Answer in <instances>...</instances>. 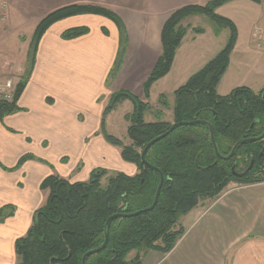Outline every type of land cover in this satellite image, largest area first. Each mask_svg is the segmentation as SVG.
I'll use <instances>...</instances> for the list:
<instances>
[{"label":"crops","instance_id":"1","mask_svg":"<svg viewBox=\"0 0 264 264\" xmlns=\"http://www.w3.org/2000/svg\"><path fill=\"white\" fill-rule=\"evenodd\" d=\"M205 1L0 0V9L6 14L0 21V53L6 51L16 79L24 71L35 26L50 11L74 3L100 4L110 8L121 22L119 28L101 15H72L53 22L39 39L29 78L17 100L19 109L0 121V208L10 206L5 211H12L0 221V264H17L14 241L25 234L35 209L44 203L47 190L39 185L48 174L56 173L70 181L86 180L91 170L102 168L98 159L103 156L107 157L103 161L105 169L114 166L115 171L130 175L137 171L134 163L123 160L117 149L104 140L100 132L103 108L109 95L118 89L145 100L142 83L160 53L165 19L178 7ZM221 7L227 8L223 16L235 23L237 39L216 90L226 75L230 77V69L233 76L238 69L243 71L249 49L258 50L264 43V37L254 35L255 30L264 33V0H230L216 9ZM77 26H86L88 31L72 39L61 37L65 29ZM203 28L202 33L187 30L169 72L151 85L148 102L155 85L167 84L161 82L164 79L184 83L224 45L226 39L197 65L198 53L191 54L190 42L201 43L198 51L204 55L223 33L222 29L215 34L211 25ZM22 30L32 32L29 39ZM15 31L21 32L16 38L12 35ZM11 37L20 43L19 47L11 44ZM121 44V64L109 79ZM3 45L11 47L10 53ZM0 55L5 57L3 52ZM242 81L238 78L235 83L229 82V91ZM241 85L249 86L243 82ZM178 86L171 90L174 92ZM162 94L158 92V100ZM167 102L165 109L162 104L155 107L149 103L146 112L154 111L153 120L172 121L174 100ZM164 110L169 113L167 119L160 117ZM26 153L33 158L16 167ZM115 157L118 161L111 165L109 160ZM181 221L184 232L170 251L132 250L127 254L130 264H264V181L230 182L218 197L201 201L183 214Z\"/></svg>","mask_w":264,"mask_h":264},{"label":"trees","instance_id":"2","mask_svg":"<svg viewBox=\"0 0 264 264\" xmlns=\"http://www.w3.org/2000/svg\"><path fill=\"white\" fill-rule=\"evenodd\" d=\"M228 1L185 4L168 15L160 31V53L142 83L145 100L128 90L118 89L109 95L101 114L100 132L104 140L119 146L122 159L134 163L137 171L131 175L115 171L104 183L101 182L107 173L104 168L91 170L86 180L70 181L56 173L44 177L39 187L47 190L46 199L35 209L25 234L14 241L17 264H81L85 252L102 244L105 231H108L105 247L89 255L85 264H130L132 260L127 259V254L132 250L156 249L166 253L182 236L184 228L178 220L191 208L201 201L214 200L228 181L239 184L264 181V138L239 145L234 154L224 160L214 152L205 123L211 124L221 155H226L237 140L257 136L264 130V86L258 92L247 85L235 86L225 94L216 90L237 39L235 23L215 11ZM85 13L104 16L121 28L118 16L100 4H68L44 15L33 31L26 65L15 82L11 99L0 101V121L19 109L17 100L29 78L35 49L45 30L57 20ZM191 15H203L215 34L226 29V41L174 90L172 121H146L144 114L151 107L146 100L151 85L169 72L187 30L204 31L203 26L183 24V20ZM87 31L86 26L71 27L65 29L61 37L72 39ZM123 50L121 44L113 62L114 70L121 64ZM162 97L159 100L167 107L168 102ZM124 100L132 102L131 111L124 114L129 144L108 133L105 123L106 115ZM192 120L198 122L175 127L146 150L145 161L157 167L163 176L153 208L132 216H117L111 219L107 228L105 221L109 216L134 212L152 203L160 175L141 161L140 153L146 142L167 130L172 122ZM30 158H33L31 154H23L16 167ZM251 158L252 167L244 176L232 175L233 164L236 170L243 171ZM9 207L0 208V221L12 212L5 211Z\"/></svg>","mask_w":264,"mask_h":264},{"label":"rangeland","instance_id":"3","mask_svg":"<svg viewBox=\"0 0 264 264\" xmlns=\"http://www.w3.org/2000/svg\"><path fill=\"white\" fill-rule=\"evenodd\" d=\"M231 7H232V5H231ZM226 9L224 10L223 7H221V8H219V10L216 9L215 11H217V12H219V14L223 15L222 11L224 12V11H226ZM184 23L185 24L188 23L190 25L192 24V25H195V26H206V28L210 26L208 20L203 15L190 16V17H188V18L183 20V24ZM8 31L9 30H7V32ZM22 32L27 34V36H24L26 39H29L28 37H30V35L32 33V32H28L27 30H22ZM222 32L223 33H222L220 39H217V41H215L213 44H210V49H209L210 51L205 53L204 55H202L200 53V51H198L199 47L202 45L201 43H195V45H194L193 43L190 42V44L188 46H190V48H191V51H190L191 54H193L196 51L198 53L199 59L196 61L197 65L199 63H201V61L203 59L208 57L209 53L214 51V49H217L218 43H223V41L227 37L228 32L225 29H223ZM20 33L21 32H19V31H15V32L12 33V35L15 36V38H16V36L19 35ZM189 33L192 34L191 32H189ZM18 43L19 42H17L16 39L11 37V44L13 46L15 44H17L16 47H19L20 43L19 44ZM3 46L7 50L11 49V47L8 46V45L7 46L3 45ZM256 49H257V47H256ZM256 49L255 48L249 49L245 53L246 61L243 63V68H242L243 71H240L238 69L237 75L233 76L232 75V69L229 70L230 77L227 78V75H226V80L223 81L224 80L223 79L221 81L220 86L217 88V93H219V94L227 93L229 91V89H230L229 86H228L229 82H234L238 78L242 79L243 80L242 82L248 84L249 87L255 92H258L264 86V43L262 44L261 48H258L259 51L256 50ZM2 52L5 55V57L0 55V80L5 79V78H10L14 82H17V80H18V79H16V77H17L16 75L17 74L13 71V67H11V65H9L8 61L6 60V59H8L7 55H6V51L3 50ZM2 52L0 54H2ZM240 52L242 53V56H244L243 52L242 51H240ZM8 53H10L9 50H8ZM196 66H194L191 70H193ZM111 69L112 70L110 72L109 79H111L117 73L116 72L117 69L114 70L115 69V65ZM161 82H166L167 84L159 83V84L155 85V87L152 89V94H151L150 101H149V103L152 106H155V107H157V106L162 107L160 102H159V100H158V92H162L163 93L162 95L166 99V101L171 102L172 100H174V93H173V91L171 89L173 87L178 86L181 83H183V82H179V80L175 82V80H171V79H164ZM242 82H236V83H239V85H241ZM108 87H110V85H108ZM142 94H143V90H142ZM163 97H162V99H164ZM131 109H132V102L130 100H124L121 103L117 104L116 108L113 109L111 112H109L106 115V117H105L107 132L112 134V135H114V136H116L120 140H122V142L124 144H129L130 143V140L126 136V126H127L128 122L124 119V114L127 113V112H130ZM163 109H165V107ZM155 111L157 112V114H159L158 109H155ZM164 111H165V112H163L164 116H160V117H163L164 119H167L166 116H168L169 113L166 110H164ZM154 115H155L154 111H151L150 113L149 112H145L144 119L146 121H150V120L153 121ZM108 118L110 120H108ZM109 146H111V148L117 149V152L120 153V151H119L120 147L119 146L116 147V146H113L111 144H109ZM115 158L116 159L109 160V163L111 165H112V163H117V161H118L117 159L118 158L117 157H115ZM106 159H107V157H105V156L100 157V159H98V162L101 163L100 164L101 166H99V167L104 168L103 161H105ZM109 167L110 168H106V169L104 168L105 170H107V173L101 179V182H103V183L106 181V177L113 175L115 170H116V168L114 166H109ZM76 173L77 172L74 171L73 174H76ZM178 222L179 223L182 222L181 221V217L179 218ZM134 252H136V251H134ZM138 255H139V257L142 256L141 253H138ZM130 256H133V253H131ZM137 261H140V259H137L136 262Z\"/></svg>","mask_w":264,"mask_h":264},{"label":"water","instance_id":"4","mask_svg":"<svg viewBox=\"0 0 264 264\" xmlns=\"http://www.w3.org/2000/svg\"><path fill=\"white\" fill-rule=\"evenodd\" d=\"M198 122V120H192V121H175V122H172V124L169 126V128L167 130H165L164 132L158 134L157 136H155L154 138L150 139L148 142H146L145 146L143 147L141 153H140V157H141V161L146 164L147 166L153 168L156 172L159 173L160 175V180H159V183L156 187V190H155V194H154V197H153V200H152V203L150 206H148L147 208H143V209H140V210H137V211H134V212H129V213H115L111 216H109L106 221H105V224H106V227L108 228L109 224H110V221L111 219L117 217V216H132V215H136L140 212H143L145 210H150L153 208V206L156 204L157 200H158V197H159V193H160V188H161V185H162V181H163V176H162V173L161 171L149 164L147 161H145L144 159V155L146 153V150L153 144L155 143L156 141H158L160 138L164 137L165 135H167L170 131H172L175 127L179 126V125H186V124H193V123H196ZM206 125L208 126V129H209V135H210V140H211V143H212V146H213V149H214V152L216 153V155L221 158V159H224V160H227L229 159L235 152V149L247 142V141H254V140H259L261 138H264V130L262 131L261 134L257 135V136H252V137H248V138H241L239 140H237L233 146L231 147L230 151L226 154V155H221L218 150H217V147H216V143H215V140H214V133H213V128L211 126V124L209 122H205ZM262 151H264V147L262 148ZM252 164H253V159L251 158L250 159V162L248 164V166L242 171V172H234L233 173L239 177H242L251 167H252ZM108 241V231H105V237H104V240L102 242V244L98 247V248H93V249H90L88 250L87 252H85L82 256V261H81V264H85V259L91 255V254H94L96 252H98L99 250H101L103 247H105L106 243Z\"/></svg>","mask_w":264,"mask_h":264},{"label":"built area","instance_id":"5","mask_svg":"<svg viewBox=\"0 0 264 264\" xmlns=\"http://www.w3.org/2000/svg\"><path fill=\"white\" fill-rule=\"evenodd\" d=\"M5 16H6L5 11L0 9V20L5 18ZM254 35L257 38L264 37V33L259 30H255ZM14 87H15V82H13L12 79L5 78L0 80V101L10 100L14 92Z\"/></svg>","mask_w":264,"mask_h":264},{"label":"flooded vegetation","instance_id":"6","mask_svg":"<svg viewBox=\"0 0 264 264\" xmlns=\"http://www.w3.org/2000/svg\"><path fill=\"white\" fill-rule=\"evenodd\" d=\"M231 171H232V175H233V176H236V177H239V176L235 175V174L233 173V171H234V172H237V173H238V172H241V171H238V170H236V169L234 168V164L231 166ZM248 171H249V170H248ZM248 171H247V172H248ZM247 172H246V173H247ZM246 173H245V174H246ZM245 174H244V175H245ZM244 175H243V176H244ZM227 178H228V177H227ZM228 182L230 183V182H233V181H228ZM229 183H228V184H229ZM235 183H236V182H235Z\"/></svg>","mask_w":264,"mask_h":264},{"label":"bare ground","instance_id":"7","mask_svg":"<svg viewBox=\"0 0 264 264\" xmlns=\"http://www.w3.org/2000/svg\"><path fill=\"white\" fill-rule=\"evenodd\" d=\"M250 170V169H249ZM242 172V171H241Z\"/></svg>","mask_w":264,"mask_h":264}]
</instances>
